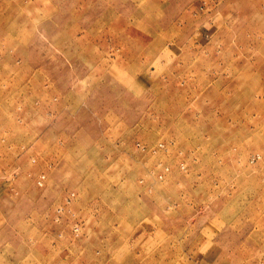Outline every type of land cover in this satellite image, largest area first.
<instances>
[{"label": "rangeland", "instance_id": "374dc122", "mask_svg": "<svg viewBox=\"0 0 264 264\" xmlns=\"http://www.w3.org/2000/svg\"><path fill=\"white\" fill-rule=\"evenodd\" d=\"M0 264H264V0H0Z\"/></svg>", "mask_w": 264, "mask_h": 264}]
</instances>
